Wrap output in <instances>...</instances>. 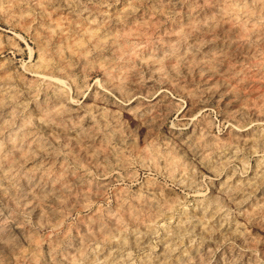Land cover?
<instances>
[{
	"label": "rangeland",
	"instance_id": "374dc122",
	"mask_svg": "<svg viewBox=\"0 0 264 264\" xmlns=\"http://www.w3.org/2000/svg\"><path fill=\"white\" fill-rule=\"evenodd\" d=\"M0 264H264V0H0Z\"/></svg>",
	"mask_w": 264,
	"mask_h": 264
},
{
	"label": "bare ground",
	"instance_id": "6f19581e",
	"mask_svg": "<svg viewBox=\"0 0 264 264\" xmlns=\"http://www.w3.org/2000/svg\"><path fill=\"white\" fill-rule=\"evenodd\" d=\"M225 9V8H224ZM246 10V9H245ZM111 39V38H110ZM103 40V39H102ZM106 40V39H105ZM96 43V42H95ZM249 43V42H248ZM128 44V43H127ZM121 45V44H120ZM101 48V47H100ZM131 51V50H130ZM253 57V56H252ZM118 155V154H117ZM51 245V244H50ZM31 254V253H30ZM38 257V256H37Z\"/></svg>",
	"mask_w": 264,
	"mask_h": 264
}]
</instances>
